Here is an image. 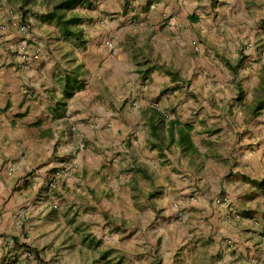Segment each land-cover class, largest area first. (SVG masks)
Listing matches in <instances>:
<instances>
[{"label":"rangeland","instance_id":"374dc122","mask_svg":"<svg viewBox=\"0 0 264 264\" xmlns=\"http://www.w3.org/2000/svg\"><path fill=\"white\" fill-rule=\"evenodd\" d=\"M142 1L124 0L123 12L108 15L98 6L115 0L84 2L76 11L84 17L85 46L64 39L57 26L41 19L47 9L41 0L19 20L29 26L22 41L56 65L61 89L60 75L80 65L83 87L77 92L83 94L84 116L92 118L106 106L114 119L129 118L132 124L106 137L100 147L113 156L103 160L107 164L90 181L103 180L110 188L93 190V204L84 199L81 205L76 192L69 190L65 197L58 190L78 172L74 156L61 159L44 179L45 190L30 210L62 211L68 231L52 233L59 248L44 259L36 248L22 244L19 260L5 258L0 264H264V178L237 169L242 167L234 147L236 141L247 145L245 137L256 131L252 120L264 109V79L254 86L264 74L257 62L264 63V0H183L181 14L165 11L150 18L141 13L152 2L141 6ZM172 1L165 0L164 7L175 9L167 4ZM176 17L180 28L169 30ZM237 40L238 47L231 46ZM252 48L254 60L248 58ZM102 68L107 87L101 89L96 79ZM156 72L169 77V86L149 95L145 87ZM195 83L197 92L190 90ZM175 90L177 96L170 98ZM164 96L170 101L162 105ZM62 98L65 107L71 98L63 91ZM259 101L263 107L254 114ZM203 113L219 120L211 127L196 122L194 117ZM173 121L194 123L192 146L186 150L171 140ZM65 166L71 167L69 173L52 183ZM218 197H226L228 204L216 203Z\"/></svg>","mask_w":264,"mask_h":264},{"label":"crops","instance_id":"0c3cea01","mask_svg":"<svg viewBox=\"0 0 264 264\" xmlns=\"http://www.w3.org/2000/svg\"><path fill=\"white\" fill-rule=\"evenodd\" d=\"M138 1L136 0L135 5ZM164 1L151 0V7H144L141 15L150 18L152 14L161 15L165 11L179 15L184 9L185 1L183 0L167 2L168 5H177L173 10L165 8ZM187 1L192 2V0ZM151 2L144 0L141 6ZM123 5L124 0H115V2H109L107 6L99 5L98 12L105 11V15L113 11L123 12ZM22 18L23 13L18 3L13 0H0V59L2 61L0 66V262L5 258L19 260L22 244L36 248L44 259L51 256L53 249L59 248L56 243L53 244L57 236L54 234L65 235L68 231L67 221L65 215L61 214L62 211L33 213L30 210L33 202L41 194L40 191L45 190L44 179L51 168L60 165L61 159L74 156L79 164L78 172L60 184L58 190H61L65 197L69 190L76 192L81 197L79 200L81 205L87 202L84 199L93 204L91 194L93 190L108 191L110 188V184H104L103 180H96L95 183L90 181L95 176L93 174L103 169L104 163L107 164L103 160L113 156L111 151L102 150L100 147H104L106 137L117 134L122 126L126 127V123L132 124L129 118L121 121L114 119V112L106 106L98 108L99 111L93 114L92 118L84 116L85 109L79 102L83 94L79 92L68 100L64 107L60 103L63 98L62 89L58 85L55 74L56 65L53 68L52 61L43 57L33 62L31 66L24 64L25 61L19 51L23 36L13 25V21H19ZM24 19L28 20L26 17ZM177 20H179L177 17L173 18L171 22L173 24L168 26L169 30L176 31L180 28L181 23ZM28 21L34 24L31 17ZM32 32L34 35L37 31L33 28ZM252 33L254 36L255 32L252 31ZM239 39L242 40L241 37ZM238 45L237 40L236 44L231 46L238 47ZM29 47L31 52L37 50L34 45ZM254 50L252 48V54L248 57L251 58L250 60L255 59ZM257 62H261L258 68L260 70L263 68L264 71V63L261 60ZM192 64V70H194V60ZM252 65L256 66L257 63ZM103 70L102 68L97 72L98 79H96L101 89L107 87L106 74ZM253 72H256L255 67ZM263 75L255 81L254 86L264 79ZM191 76L190 73L188 78ZM151 77V85L145 87L147 94H160L164 86H169L168 76L156 72V74L152 73ZM100 81L105 82L100 85ZM25 87H30L32 92L24 93ZM123 89L125 93V86ZM128 89L129 94L130 85ZM190 90L197 92L200 88L195 83L190 86ZM178 91L175 90L170 98H175ZM217 92L215 90L219 96ZM224 95L225 93H222V96ZM167 96L162 97L160 102L162 105L170 101ZM217 106H222V103L219 102ZM205 107L208 111L211 110L208 105ZM138 113L139 110L133 112V114ZM194 118L196 122L199 123L202 120L209 127L219 120V118L216 120L208 117L206 113ZM222 122L227 121L223 119ZM252 125L256 127V131L245 137L246 146L242 142L233 143L239 155L238 164L242 167L237 169H241V172L252 177L264 178V109L252 120ZM125 134L126 132L119 136ZM84 143L87 144L86 148ZM141 161L142 159L139 158L137 163ZM102 171L100 173H103ZM31 173H33L32 176H30ZM9 251L14 253L13 255L10 253L13 257ZM62 258L61 255L58 258L59 261H62ZM18 264H21V261Z\"/></svg>","mask_w":264,"mask_h":264},{"label":"trees","instance_id":"16d2710c","mask_svg":"<svg viewBox=\"0 0 264 264\" xmlns=\"http://www.w3.org/2000/svg\"><path fill=\"white\" fill-rule=\"evenodd\" d=\"M20 3L23 17L25 13L30 10L29 6L37 3L39 0H15ZM47 6L46 12L41 14V19L44 22L51 23L58 27L61 36L64 39L76 41L79 46H85L86 39L84 38V30L82 24L84 17L76 11L87 0H41ZM80 65L71 70L65 71L63 75H60L59 80L62 83L63 95L66 98H71L79 89L83 87V82L80 80ZM174 76V75H173ZM263 104L261 101L257 102L253 113L257 114L261 110ZM176 125V126H175ZM193 125L187 124L182 126L178 121H173L170 129V136L172 141L184 147L186 150L188 145L192 146V141L189 137V133L192 130ZM175 130L177 132V138H175ZM143 173L144 170H141ZM100 241H96L95 245ZM106 259V255L102 257ZM108 264L111 261H106ZM119 264V263H118Z\"/></svg>","mask_w":264,"mask_h":264},{"label":"built area","instance_id":"2783aa9c","mask_svg":"<svg viewBox=\"0 0 264 264\" xmlns=\"http://www.w3.org/2000/svg\"><path fill=\"white\" fill-rule=\"evenodd\" d=\"M13 25L15 27H17L18 31L23 35L26 36L28 35V28L29 26L25 23H20L18 20L13 21ZM20 55L22 56V58L24 59V61L28 64H31L33 62H36L37 60H40V54L39 52L35 51V52H31L30 47L27 43V40L25 39L24 41H22L21 45H20ZM1 65V62H0ZM32 91L31 89H24V93L26 94H30ZM70 166L64 168V170L62 171V173L60 172H56L53 175V179H52V183L54 180H56L57 178L67 175L69 173L70 170ZM216 203H220V204H228V199L226 197H218L216 199ZM235 217L236 218H240L241 215L239 213H235Z\"/></svg>","mask_w":264,"mask_h":264}]
</instances>
